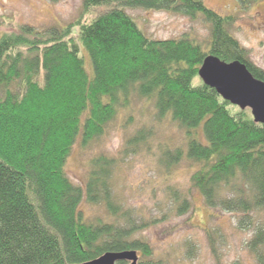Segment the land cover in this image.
<instances>
[{"label":"trees","instance_id":"16d2710c","mask_svg":"<svg viewBox=\"0 0 264 264\" xmlns=\"http://www.w3.org/2000/svg\"><path fill=\"white\" fill-rule=\"evenodd\" d=\"M257 1L236 0L238 11ZM101 5L104 12L83 20ZM130 8L200 17L209 38L150 37ZM235 19L203 0H82L72 23L0 34V264H83L122 251H135L136 264H162L140 235L157 219L125 207L113 190L118 162L145 146L150 130L129 136L119 158L94 156L84 186L65 171L76 140L85 147L100 138L133 96L152 100L157 118L168 116L185 131V149L163 151L162 164H194L190 185L207 207L238 214L240 229L264 212V122L199 77L213 55L264 81V69L230 32ZM172 193L175 212L189 210L186 194ZM83 200L101 205L104 216L83 214ZM248 247L263 264L264 223Z\"/></svg>","mask_w":264,"mask_h":264},{"label":"rangeland","instance_id":"374dc122","mask_svg":"<svg viewBox=\"0 0 264 264\" xmlns=\"http://www.w3.org/2000/svg\"><path fill=\"white\" fill-rule=\"evenodd\" d=\"M203 2L221 15L236 14L231 34L246 49L250 61L264 69V0L245 11H238L236 0ZM81 9L82 0H0V34L16 32L23 25L40 30L56 24L63 26L75 21ZM106 9L105 5L97 6L83 20L89 21ZM126 11L153 38L188 34L200 43L209 38V27L200 17L191 20L173 12L141 8ZM140 128L150 130L151 136L140 150L118 162L113 190L125 207L134 208L148 220L157 219L140 232L154 248L155 258L162 264H261L248 243L256 228L263 225L264 212L253 213L252 224L240 229L238 214L207 207L200 193L191 187L194 164L184 158L165 168L163 151L184 150L185 131L168 116L157 118L150 99L133 96L129 107L119 112L100 138L85 147L76 140L65 162L67 175L75 184L84 186L91 159L98 154L119 158L125 140ZM173 191L186 194L189 210L175 212L178 200ZM79 208L89 218L105 214L101 205L84 200Z\"/></svg>","mask_w":264,"mask_h":264},{"label":"water","instance_id":"95a60500","mask_svg":"<svg viewBox=\"0 0 264 264\" xmlns=\"http://www.w3.org/2000/svg\"><path fill=\"white\" fill-rule=\"evenodd\" d=\"M199 77L217 93L241 109L249 108L256 120L264 122V81L255 78L240 62H224L208 55L200 69ZM118 261L137 263L135 251L107 252L83 264H116Z\"/></svg>","mask_w":264,"mask_h":264}]
</instances>
